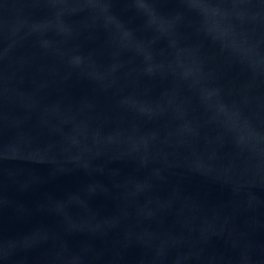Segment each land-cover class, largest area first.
<instances>
[{
	"label": "water",
	"instance_id": "1",
	"mask_svg": "<svg viewBox=\"0 0 264 264\" xmlns=\"http://www.w3.org/2000/svg\"><path fill=\"white\" fill-rule=\"evenodd\" d=\"M0 264H264V0H0Z\"/></svg>",
	"mask_w": 264,
	"mask_h": 264
}]
</instances>
